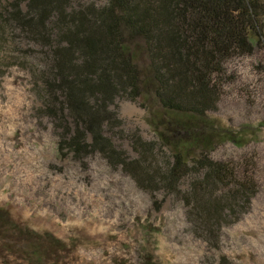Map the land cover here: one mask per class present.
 <instances>
[{"label":"trees","instance_id":"1","mask_svg":"<svg viewBox=\"0 0 264 264\" xmlns=\"http://www.w3.org/2000/svg\"><path fill=\"white\" fill-rule=\"evenodd\" d=\"M258 47L264 0H0V61L34 69L40 112L59 152L84 165L99 157L158 209L160 196L182 202L191 233L213 249L261 192L257 156L215 157L228 143L251 142L211 117L228 62ZM120 98L149 112L155 139L124 129ZM115 140L127 141L134 155ZM1 213L0 229L10 231ZM36 238L43 240L29 237ZM47 239L56 250L66 247ZM26 248L33 264H43V246ZM142 264L158 263L147 253Z\"/></svg>","mask_w":264,"mask_h":264},{"label":"rangeland","instance_id":"2","mask_svg":"<svg viewBox=\"0 0 264 264\" xmlns=\"http://www.w3.org/2000/svg\"><path fill=\"white\" fill-rule=\"evenodd\" d=\"M227 70L222 102L211 117L251 143H228L215 157L257 156L261 192L251 212L225 229L220 248L213 249L191 233L182 202L160 196L158 209L99 157L84 165L61 154L54 127L40 112L34 69L0 61V211L11 227L0 229V264H33L24 251L34 243L46 250L43 264H142L147 253L158 264H264V48L230 60ZM115 107L126 131L155 139L140 103L120 98ZM115 142L134 155L127 141ZM33 235L43 240L33 242ZM48 235L66 247L56 250Z\"/></svg>","mask_w":264,"mask_h":264}]
</instances>
